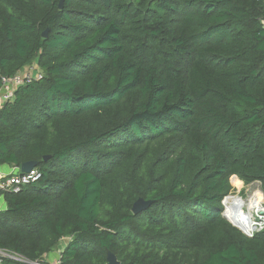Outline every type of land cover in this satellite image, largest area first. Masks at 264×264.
I'll return each mask as SVG.
<instances>
[{"label": "trees", "instance_id": "16d2710c", "mask_svg": "<svg viewBox=\"0 0 264 264\" xmlns=\"http://www.w3.org/2000/svg\"><path fill=\"white\" fill-rule=\"evenodd\" d=\"M0 0V249L61 264H264L223 217L230 180L264 192V0ZM49 30L48 38L43 33ZM151 207L134 215L139 199Z\"/></svg>", "mask_w": 264, "mask_h": 264}, {"label": "built area", "instance_id": "2783aa9c", "mask_svg": "<svg viewBox=\"0 0 264 264\" xmlns=\"http://www.w3.org/2000/svg\"><path fill=\"white\" fill-rule=\"evenodd\" d=\"M41 79H43V74L35 67H27L14 76H3L0 89L1 100L4 103L13 100L18 88ZM13 168L10 174L0 175V202H5L7 194H18L25 187L39 181L42 177L39 170L35 168L30 173H22L21 168L18 167ZM231 198H236L241 203L234 205ZM256 201H259V203L256 204ZM222 206L223 217L248 238H254L264 232V195L262 192L253 194L248 200L239 195H227L222 201ZM5 209L6 207H1L0 204V211ZM240 215L249 218L250 227L245 228L240 223ZM60 260L61 256L55 262H50L46 257L44 260L32 262L20 254L0 249V264H61Z\"/></svg>", "mask_w": 264, "mask_h": 264}, {"label": "water", "instance_id": "95a60500", "mask_svg": "<svg viewBox=\"0 0 264 264\" xmlns=\"http://www.w3.org/2000/svg\"><path fill=\"white\" fill-rule=\"evenodd\" d=\"M59 9L60 10L64 9V0H61V2L59 4ZM48 33H49V30H46L43 33L44 39L48 38ZM36 165H37L36 162H28V163L23 164L21 166L22 173H30L36 167ZM151 205H152L151 201H145L142 198L139 199L133 206L134 215H139L142 212L147 211L151 207ZM107 262H108V264H122L118 260L117 256L112 252L107 253Z\"/></svg>", "mask_w": 264, "mask_h": 264}, {"label": "rangeland", "instance_id": "374dc122", "mask_svg": "<svg viewBox=\"0 0 264 264\" xmlns=\"http://www.w3.org/2000/svg\"><path fill=\"white\" fill-rule=\"evenodd\" d=\"M28 67L37 68V60H35ZM230 183L232 185V190L229 193V195H232V196L239 195L246 200H248L253 194H258L259 192H262L264 195V192L262 190L260 183L245 184L243 181L239 180L237 177H232L230 180Z\"/></svg>", "mask_w": 264, "mask_h": 264}, {"label": "crops", "instance_id": "0c3cea01", "mask_svg": "<svg viewBox=\"0 0 264 264\" xmlns=\"http://www.w3.org/2000/svg\"><path fill=\"white\" fill-rule=\"evenodd\" d=\"M4 102L1 100V93H0V109L3 106ZM13 166H3L0 167V175H8L13 171ZM1 207H6L5 202L1 201L0 202ZM68 243V240H64L60 243V245L55 248V250L53 252H51L50 254H48L46 256V259L49 260L50 262H55L56 260H58L61 256V253L64 251L66 244ZM9 264V263H7Z\"/></svg>", "mask_w": 264, "mask_h": 264}, {"label": "bare ground", "instance_id": "6f19581e", "mask_svg": "<svg viewBox=\"0 0 264 264\" xmlns=\"http://www.w3.org/2000/svg\"><path fill=\"white\" fill-rule=\"evenodd\" d=\"M238 182V181H237ZM231 200L233 201V204L235 205V204H237V203H241L238 199H236V198H231ZM257 203L256 204H258L259 203V201H256ZM242 206V205H241ZM240 223H242L244 226H245V228H247V227H250V225H251V223L249 222V218H244L243 216H241L240 215Z\"/></svg>", "mask_w": 264, "mask_h": 264}]
</instances>
